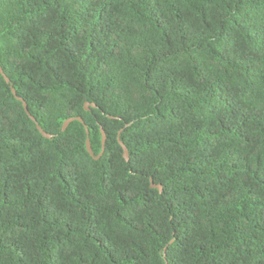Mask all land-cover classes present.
Masks as SVG:
<instances>
[{"label":"trees","instance_id":"1","mask_svg":"<svg viewBox=\"0 0 264 264\" xmlns=\"http://www.w3.org/2000/svg\"><path fill=\"white\" fill-rule=\"evenodd\" d=\"M0 62V264H264V0H0Z\"/></svg>","mask_w":264,"mask_h":264},{"label":"water","instance_id":"2","mask_svg":"<svg viewBox=\"0 0 264 264\" xmlns=\"http://www.w3.org/2000/svg\"><path fill=\"white\" fill-rule=\"evenodd\" d=\"M0 71H1V73L3 74V76L5 77L6 81H7L8 83H11V80H10L9 76L4 72V69H3L2 65H1V62H0ZM11 88H12V91H13V93L15 94L16 98L19 99V100H21V101L23 102V106H24L26 112H27L28 115L31 117V119H32L33 121L36 122V125H37V128L39 129V131H40L45 137H47V138H52L54 135L51 134V133H49V132H47V131H46V130H45V129L39 124V122L37 121V119L35 118V116L32 115L31 112L29 111L27 101H26L22 96H19V95L17 94V91H16V89H15V87H14L13 84H11ZM90 106L97 107V104L94 103V102H93V103H90V102H86V103H85V109H86V110H90ZM111 117H112V116H111ZM73 120H79V121H81V122L84 123L85 128H86V132H87V141H86V143H87V149H88V152H89V153H90L95 159H99V158L101 157V155L104 153V150H105L106 139H107V134H106V132H105V129H104L103 127L101 128V131H102V151H101V153H100L99 155H95V153H94V151H93V148H92V145H91V141H90V129H89L88 125L85 123V120H84V118H83L82 116H74V117H70V118H68V119L65 121L64 125H63V130H65V129L67 128V126L69 125V123H70L71 121H73ZM132 123H133V121L130 122V123H127V124H126V127L129 126V125H131ZM122 131H123V128H121L120 131H119V134H118V140H119V143L121 144V146H122V148H123V154H124V157L126 158V160H129V158H130L129 150H128L126 144L124 143V141L121 139V132H122ZM152 181H153V178H152ZM152 186H153V187H158L159 190H160L161 192L163 191V186H162V184H155V183L152 182ZM172 241H173V240H172ZM172 241H171V242H172ZM165 250H166V249H165ZM167 264H168V263H167Z\"/></svg>","mask_w":264,"mask_h":264}]
</instances>
